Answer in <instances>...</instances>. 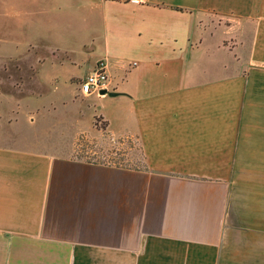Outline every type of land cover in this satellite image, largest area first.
Here are the masks:
<instances>
[{
	"label": "crops",
	"instance_id": "obj_1",
	"mask_svg": "<svg viewBox=\"0 0 264 264\" xmlns=\"http://www.w3.org/2000/svg\"><path fill=\"white\" fill-rule=\"evenodd\" d=\"M27 1L15 21L38 29L32 75L42 49L86 55L84 75L102 61L98 115L138 138L144 163L0 128V264H264V0ZM57 27L86 40L59 47Z\"/></svg>",
	"mask_w": 264,
	"mask_h": 264
},
{
	"label": "rangeland",
	"instance_id": "obj_2",
	"mask_svg": "<svg viewBox=\"0 0 264 264\" xmlns=\"http://www.w3.org/2000/svg\"><path fill=\"white\" fill-rule=\"evenodd\" d=\"M5 1L0 0L1 131L13 135L15 142L24 147L34 146L88 162L143 168L138 138L110 136L98 115L101 102L95 94L80 95L79 82L85 76L87 56L75 50L53 59L42 49L36 57L40 64L34 77L35 50H30L28 56L25 51L30 44H38V29L24 25L22 20L15 21L32 3L12 0L9 6ZM16 5L22 7L19 13L12 11ZM49 29L50 40L59 47L76 49L86 40L80 28Z\"/></svg>",
	"mask_w": 264,
	"mask_h": 264
},
{
	"label": "built area",
	"instance_id": "obj_3",
	"mask_svg": "<svg viewBox=\"0 0 264 264\" xmlns=\"http://www.w3.org/2000/svg\"><path fill=\"white\" fill-rule=\"evenodd\" d=\"M108 78L105 72V64L97 62L93 69L79 82V93L82 96L99 94L100 90H107Z\"/></svg>",
	"mask_w": 264,
	"mask_h": 264
},
{
	"label": "water",
	"instance_id": "obj_4",
	"mask_svg": "<svg viewBox=\"0 0 264 264\" xmlns=\"http://www.w3.org/2000/svg\"><path fill=\"white\" fill-rule=\"evenodd\" d=\"M99 94H100V95H104V94H106V95H109V96L112 95V93H109V92H107L106 90H100V91H99Z\"/></svg>",
	"mask_w": 264,
	"mask_h": 264
},
{
	"label": "trees",
	"instance_id": "obj_5",
	"mask_svg": "<svg viewBox=\"0 0 264 264\" xmlns=\"http://www.w3.org/2000/svg\"><path fill=\"white\" fill-rule=\"evenodd\" d=\"M77 159H79V158H77ZM79 160H81V159H79ZM88 162V161H87ZM97 163V162H96ZM100 163V162H99ZM100 164H106V163H100ZM114 165V164H113ZM115 166H117V165H115ZM119 167H122V166H119ZM126 168V167H125Z\"/></svg>",
	"mask_w": 264,
	"mask_h": 264
}]
</instances>
